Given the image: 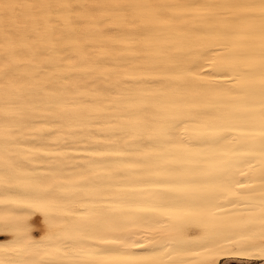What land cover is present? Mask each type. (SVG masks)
Wrapping results in <instances>:
<instances>
[{
    "label": "bare ground",
    "instance_id": "obj_1",
    "mask_svg": "<svg viewBox=\"0 0 264 264\" xmlns=\"http://www.w3.org/2000/svg\"><path fill=\"white\" fill-rule=\"evenodd\" d=\"M229 260L264 261V0H0V264Z\"/></svg>",
    "mask_w": 264,
    "mask_h": 264
},
{
    "label": "rangeland",
    "instance_id": "obj_2",
    "mask_svg": "<svg viewBox=\"0 0 264 264\" xmlns=\"http://www.w3.org/2000/svg\"><path fill=\"white\" fill-rule=\"evenodd\" d=\"M39 228L40 225L38 226ZM220 264H264V261H237V260H229V261H221Z\"/></svg>",
    "mask_w": 264,
    "mask_h": 264
}]
</instances>
